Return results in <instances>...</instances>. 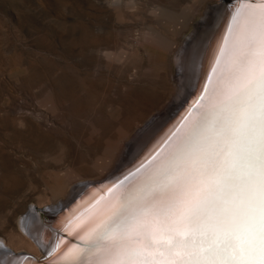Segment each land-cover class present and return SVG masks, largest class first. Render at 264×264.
I'll list each match as a JSON object with an SVG mask.
<instances>
[{"label": "rangeland", "instance_id": "1", "mask_svg": "<svg viewBox=\"0 0 264 264\" xmlns=\"http://www.w3.org/2000/svg\"><path fill=\"white\" fill-rule=\"evenodd\" d=\"M231 1L0 0V245L45 260L27 212L45 221L59 193L116 173L125 145L141 128L139 145L151 137L185 90L190 107L195 81L177 52Z\"/></svg>", "mask_w": 264, "mask_h": 264}, {"label": "snow or ice", "instance_id": "2", "mask_svg": "<svg viewBox=\"0 0 264 264\" xmlns=\"http://www.w3.org/2000/svg\"><path fill=\"white\" fill-rule=\"evenodd\" d=\"M230 15L221 56L235 84L68 264H264V0H236Z\"/></svg>", "mask_w": 264, "mask_h": 264}, {"label": "bare ground", "instance_id": "3", "mask_svg": "<svg viewBox=\"0 0 264 264\" xmlns=\"http://www.w3.org/2000/svg\"><path fill=\"white\" fill-rule=\"evenodd\" d=\"M233 3H236V0L230 2V4ZM230 4L220 3L217 6L221 5L222 7V5ZM233 9L234 7L232 9L222 7L220 10H215L216 12L213 10L212 12L216 16L214 20L211 18L214 23L211 28L208 27L209 31L206 30L208 33L203 31L200 34L199 27H196L197 30L186 38V42L181 48L179 47L178 64L182 70L186 71L184 73L189 72L188 74L195 81L196 93L194 94L196 96L189 108L183 110L187 103V97H189L186 95L185 98V94H187L185 90L181 98L176 102L173 101L174 104L167 106V110L157 115L152 125V127L154 126L153 133L156 135L152 133L151 137L147 136L139 145L138 142L143 138L140 135L148 132L147 128H141L138 131V136L134 135L131 138V143L125 145L121 157L119 156V162L123 165L116 170V173L112 171V174L97 182L87 181L78 187L70 186L66 193H59L56 198L59 200V204L50 207L49 212L47 208L42 211L46 215L45 221L35 213V210L27 212L23 219V228L39 246V249L43 253L45 252L46 259L67 260L66 262H68L65 254L78 248L70 244L68 237L82 239L95 229L117 203V197L131 189L150 168L163 160L180 138L189 131L194 122L200 120L208 109L223 99L222 90L235 84V81L230 79L226 58L221 56V48L225 46V37L229 35V25L232 23L230 13ZM162 12L163 15H166L165 10ZM152 35L155 36L158 45L171 49V51L174 50L173 41L161 36L159 32L153 31ZM218 59L219 63H217ZM181 111L183 112L180 114ZM157 152L159 155L152 160L151 158ZM138 169L139 171H137ZM104 187L109 191L100 196V193L105 190ZM66 231L70 235L66 234ZM0 264L42 263L35 255L25 251L16 252L2 242Z\"/></svg>", "mask_w": 264, "mask_h": 264}, {"label": "water", "instance_id": "4", "mask_svg": "<svg viewBox=\"0 0 264 264\" xmlns=\"http://www.w3.org/2000/svg\"><path fill=\"white\" fill-rule=\"evenodd\" d=\"M70 244L77 246L79 248L85 247V243H82L78 241L77 239H74L73 237H68ZM73 242V243H71ZM41 261L42 264H68V262H63L60 260H50V259H45V260H39Z\"/></svg>", "mask_w": 264, "mask_h": 264}]
</instances>
